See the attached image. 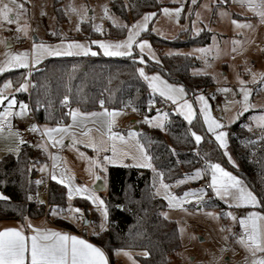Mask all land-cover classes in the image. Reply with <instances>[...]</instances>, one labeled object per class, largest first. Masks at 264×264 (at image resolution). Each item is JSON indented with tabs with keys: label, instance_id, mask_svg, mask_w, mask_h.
I'll use <instances>...</instances> for the list:
<instances>
[{
	"label": "trees",
	"instance_id": "16d2710c",
	"mask_svg": "<svg viewBox=\"0 0 264 264\" xmlns=\"http://www.w3.org/2000/svg\"><path fill=\"white\" fill-rule=\"evenodd\" d=\"M58 3L55 1V11L60 22L63 12ZM161 6L159 0H113L110 11L130 23L146 13L155 12L158 15ZM108 28V31L99 34L90 24H84L82 32L89 38L103 36L118 40L126 36L127 28L110 25ZM143 37L151 41L159 56L158 63L147 62L149 73L159 71L167 78L182 83L191 96L215 85L211 76L191 73L193 68L199 66L194 57L164 53L167 48L207 46L211 41L210 32L203 30L198 36H193L184 31L176 40L169 41L159 38L149 29L143 33ZM136 56H73L46 60L30 74L31 92L18 94L17 99L30 105L36 122L47 125H56L62 120L67 122V112L72 108L87 113L102 108L130 111L135 108L137 114L151 117L155 114V106L159 107L162 100L151 93L148 83L140 77L137 70L141 63L135 59ZM10 76L18 87L23 82L25 71H17ZM5 78L0 79V84ZM65 97L68 98L67 103L64 102ZM101 100L104 101L103 107L100 105ZM149 101H155L154 105L150 106ZM168 115L164 129L141 125L138 130L140 142L153 157L154 167L163 173L167 184L173 185L194 174L201 165L200 160L191 153L195 144L190 128L196 134L203 135L199 144L203 159L226 164L223 153L214 141L207 139L199 118L189 125L174 113ZM229 141L238 165V174L262 200L257 208L264 214V137L249 131L241 120L230 128ZM46 162V154L31 145L22 147L17 156L7 155L0 160V194L10 198L0 200V221H22L46 215L44 207L37 208L31 203L39 187L35 169ZM187 188L188 185L184 184L176 192L182 193ZM28 196L32 199H28ZM104 201L108 207V227L95 232L91 241L104 250L110 264H121L116 253L123 250L148 252V256L136 257L140 264H172L181 246L179 231L174 221L162 215L167 206L154 193L150 170L109 167L108 195ZM72 204L82 210L80 214L84 219L98 227L99 215L90 202L75 199ZM204 205L218 210L223 220L227 218L226 206L213 194H209ZM67 206L66 189L50 182L47 213L52 209L64 212ZM55 222L62 228L75 230L66 220L59 218Z\"/></svg>",
	"mask_w": 264,
	"mask_h": 264
},
{
	"label": "rangeland",
	"instance_id": "374dc122",
	"mask_svg": "<svg viewBox=\"0 0 264 264\" xmlns=\"http://www.w3.org/2000/svg\"><path fill=\"white\" fill-rule=\"evenodd\" d=\"M55 1L60 2L58 4L60 5V8L63 12V18L60 22L57 20ZM112 1L113 0H19V2L24 4V8L26 9L19 20V26H26L27 34H25L24 31H17L16 29L18 25L16 23L8 24L3 22L0 24V64H2L7 59L8 53L31 51L34 42H43L54 45L61 42L67 43L75 40L89 45L92 51L99 53L96 56L88 55L89 57H97L100 55L104 56L103 51L98 47V45H92L90 44V41L106 40L118 42L126 39L127 32L124 38L118 40L105 38L103 36L89 38L86 37V35H83L82 29L84 24H90L95 32H97L95 30L96 26L101 27L102 31L97 33L103 34L105 30L108 31L109 25L113 27H121L120 25L131 26L136 22L133 21L127 23L121 18L113 15L110 11V5ZM4 2H9V0H4ZM159 2L162 4L159 14L150 19L147 30L142 32L141 36L137 38V41L140 39H147L150 42L156 59H153L151 56H149L146 50L144 53L145 63L140 64L139 68L143 67L145 69V73L148 75L158 74L162 80L167 81L169 84L183 86L186 95L178 100L176 104H173L171 101L160 97L158 93H153L151 88L150 91L154 96L160 98L162 102H167L169 105H171L174 108L173 113L182 119H184V116L181 114L179 105L185 100L190 103L194 110V118L192 122L199 118L204 127L207 139L214 141L223 155L225 152H227L231 156V161H229L228 157L224 155V161L226 164H219L226 171L237 176L242 181L243 186L252 191L238 174V165L230 147L229 130L237 122L243 120L246 123L247 129H251L249 131L257 133L260 137H264V128L259 127L257 124V121H259L260 117L264 116V82H262L260 75L261 73H264V23H260L259 17L253 11L249 10L246 5H241L238 2H234V0H195V2H193V0H159ZM70 5L75 6L80 10L87 8V18L81 22L77 14L69 10ZM104 5L107 6L108 14L114 18L115 23L113 20L104 16ZM164 8H168L170 10L181 8L182 11L179 17H177L174 11L168 15L164 14L162 11ZM92 17H95V19L93 20ZM141 18L137 21L141 20ZM233 20L238 21L240 24L250 23L252 27L238 28L232 23ZM77 28L79 30H77ZM149 29H151V31L159 38L169 41L176 40L184 31L190 32L193 36H198L203 30L210 32L211 41L207 46L167 48L165 49L164 53L167 55L184 54L194 57V59L197 60L199 66L193 68L191 73L193 75H209L213 79L215 85L204 91L196 93L194 96H191L188 94L185 86L182 83L167 78L159 71L149 73L147 71V62L149 61L151 63H157V60L159 61V56L154 50L151 41L148 38L143 37V33L147 32ZM53 33L56 34L53 35ZM22 40L26 41L27 45L16 46L15 43ZM234 41L238 43H234ZM198 49H205L206 51L201 52L198 51ZM233 49H235V51H233ZM132 51L133 55H137L139 53V49L135 45ZM63 57L73 56H49L43 58L40 63L30 66L29 69L13 68L0 73V79L7 76L1 82L0 88H3L6 82L11 81V87L6 90L5 95H8L9 98L14 95L18 102L26 103L24 101H19L17 97L18 94L29 93L30 86H32L30 73L38 69L46 60ZM127 57L128 56H114L109 58ZM247 69H251V71H248ZM17 71H25V76L23 78V82L21 83H27V91H16L19 86L16 87L14 85L10 75ZM253 72L257 74L255 83L252 82ZM240 79H243L247 82L244 87L250 88L252 90L249 99V103L252 105V107L237 117V112L241 111V105L240 103L236 102L242 100V94L239 92ZM222 88H228L230 91L222 92L220 90ZM200 95H203L206 98L211 116L224 125V127L222 129H218V131L222 130L228 134L226 137V149L219 146V142L215 140L214 135L208 131L207 125L204 123V116L200 111L201 103L198 100ZM6 104L7 101H5L3 106H0V111L4 110ZM28 106L30 109L28 115L25 117H11L12 129L9 130L7 124H5L4 130L0 131V160L7 155H19L22 145L19 146V151L17 152V139L14 135L15 132H19L20 136L25 135L30 137L32 135H36L37 137H41L39 132L29 131L31 125L34 122H32L31 118L32 110L29 104ZM155 109H158V105L155 106ZM14 111H19L18 104L14 107ZM129 111L130 110H128V112ZM128 112H119L120 115L116 117V124L114 125V127L117 129L116 133L124 136L127 143L121 142L119 140L115 141V143L119 151H128L132 154H137L136 141L135 139H130L128 137V133L130 131L138 133L134 128H139L141 125H147L149 127L152 126L144 122V118L148 116H143V119L139 120L138 114L136 112ZM155 116H157V113L148 118H153ZM133 120H135V122H133ZM184 121L186 120L184 119ZM166 122L167 120L165 121V125ZM186 122L189 125L192 124V122L191 124L188 121ZM200 136L203 139V135L201 134ZM136 139H139V135L136 137ZM37 141V143L42 142L41 138ZM103 142L105 147L108 149L107 151L97 152L92 148L91 152H87L80 147H75L74 144H66L65 141H63V144L59 145V147L63 151L65 168L69 170L70 173L78 175L80 179H83V175L87 174L88 166H90L92 171L102 177L103 183L106 184V190L103 192H95L97 196L105 199V197L108 195V168L126 167L125 165H131L133 162L130 158H125L123 163L106 164V162H103V157L112 155V141L106 140ZM37 143L34 144L33 147H36ZM38 149L46 154L47 159L50 158V154L53 152L49 145L47 146V151H44L41 148ZM93 160L103 162L104 166L107 167V172L102 171L99 167L92 168L91 161ZM44 166H47L48 170L50 164L46 162L45 164H42L38 167L40 174L42 175L47 171L40 170ZM128 167L139 168L135 166ZM139 169L150 170L152 186L153 181L155 180L156 186L159 187V177L156 175V173L147 168ZM198 169L202 170L201 178L196 180L189 179L182 184H178L177 182L173 185L168 184L170 185L169 191L172 194L180 197L185 191L199 189L197 187V183L204 182L202 165H200ZM208 175L210 181L211 171L208 173ZM83 183L85 184V182ZM164 183L166 182L164 181ZM184 184L188 185V188L182 193H177L176 189ZM153 189L156 195V187H153ZM160 192L161 194L156 196L163 199L164 190L160 189ZM205 193L206 194L199 203L195 199L189 198L190 202L185 203L183 208H169L167 201L163 199L167 206L163 213L166 212L168 214L167 219L174 221L177 224L178 231L181 227L185 229L183 235H181L179 232L181 246L180 250L173 257L172 264H213L214 255L216 257H220L222 255V259L219 260V264H244V257L247 255L246 251L241 245L234 241L231 233L227 231L228 227H231V231L233 232L234 222L229 217L223 220L218 210L207 208L204 203L211 193L217 200L226 206L228 211H232L238 217L246 216L249 211L259 212L262 215L264 214L257 208V206H243L241 208L229 207V205L226 204L223 199L216 196L212 189L210 192L205 190ZM70 207L73 209L76 208L72 204H68L66 212L64 213V217L67 220L76 222L77 219H73V216L77 214L70 212ZM96 211L99 215L98 227L92 224L88 226L89 229L94 232L101 231L100 224L103 222L101 212L99 210ZM208 213H212L213 215H208ZM107 227L108 220L106 222V229ZM221 229H225V231H221ZM225 237H227V240L224 239ZM221 248L226 249V251L221 253ZM233 249L235 250V255H233ZM125 252L130 253L131 258L125 255ZM144 252L145 251L123 250L118 253V256L119 258H122L123 264H140L136 257L144 256Z\"/></svg>",
	"mask_w": 264,
	"mask_h": 264
},
{
	"label": "snow or ice",
	"instance_id": "6c2138e0",
	"mask_svg": "<svg viewBox=\"0 0 264 264\" xmlns=\"http://www.w3.org/2000/svg\"><path fill=\"white\" fill-rule=\"evenodd\" d=\"M193 2H195V0H193ZM234 2L246 5L249 10L253 11L259 17L260 23H264V0H234ZM103 8L104 16L113 20L115 23L114 18L108 14L107 6L104 5ZM69 10L76 13L81 22L87 18V8L80 10L75 6L70 5ZM25 11L26 9L24 8V4L19 2V0H9V2L0 0V24L3 22L8 24L16 23L18 25L16 30L24 31L25 34H27L26 26H19V20ZM162 11L166 15L171 14V12L174 11L175 15L179 17L182 9L176 8L174 10H170L168 8H164ZM155 15V12L146 13L143 15L141 20L136 21L131 26L120 25L123 28H127L126 39L118 42L92 40L90 41V44L98 45V47L103 51V55L109 57H132V50L135 45L139 49V53L135 59H139L141 64L145 63L144 53L146 50L149 56L156 59L155 53L153 52L150 42L147 39H140L137 41V38L141 36V33L147 30L148 22ZM92 19L94 20L95 17H92ZM232 23L238 28L252 27L250 23L240 24L236 20H233ZM77 30L79 29L77 28ZM95 30L97 32L102 31L99 26H96ZM55 34L56 33H53V35ZM234 43L238 42L234 41ZM198 51L204 52L206 50L198 49ZM233 51H235V49H233ZM98 54V52L92 51L89 45L75 40L67 43L61 42L54 45L43 42H34L31 51L8 53L7 59L0 64V73L13 68L29 69L30 66L40 63L43 58L49 56H96ZM158 62L159 61L157 60V63ZM247 70L251 71V69ZM137 71L139 72L140 77L148 82V87L152 89L153 93H158L160 97L171 101L173 104H176L178 100L186 95L183 86L169 84L167 81L162 80L158 74L148 75L145 73V69L143 67L139 68ZM260 75L262 82H264V73H261ZM256 77L257 74L253 72V83L256 82ZM246 83L247 82L243 79L239 80V92L242 94V100L236 102L241 105V111L237 112V117L252 107L249 103L252 90L244 87ZM10 87L11 81H8L4 84L3 88H0V106H3L5 101H7L4 110L0 111V131L4 130L5 124H7L9 130L12 129L11 117H25L30 111L28 104L18 102L14 95H12L11 98H9L8 95H5L6 90ZM220 90L222 92L230 91L228 88H222ZM16 91H27V83H21ZM198 100L201 103L200 111L203 113L204 123L207 125L208 131L214 135L215 140L219 142V146L226 149V137L228 134L222 130L218 131V129H222L224 125L211 116L209 112V105L203 95H200ZM64 102H68L67 97H65ZM154 103L155 101H149L150 106L154 105ZM17 104L19 106L18 112L14 111V107ZM100 105L103 107V100L100 101ZM179 109L181 114L184 116V119L191 124L194 118L192 105L185 100L179 105ZM133 111H137V109L134 108ZM67 115L72 119L71 125H62L60 122H57L55 127L44 126L43 128H40L35 123L31 125L29 131L39 132L41 136L42 142L38 143L36 147L47 151L48 142H51L53 147L62 145L65 135H71L73 137L74 144L79 143L80 141L75 139V133L72 132L71 129L73 127H80L88 118H102V126L106 128V135L108 139L112 141V155L104 156L103 162H106V164H117L123 163L125 158H130L133 163L131 165H125L126 167L135 166L139 168L151 169L159 177V187L156 186V181H153V187H156V195H160V189H163V199L167 201L169 208H183L185 203L190 202L189 198L195 199L199 203L206 194L205 189L203 188L185 191L180 197L172 194L169 191L170 185L164 183L163 173L157 172L152 163L153 157L147 153L144 144L140 143L139 139H136L138 133L134 131H130L128 133V137L130 139H135L137 154H132L128 151H119L116 147L115 141L119 140L127 143L124 136L112 131L113 126L116 124V117L120 115L119 112L104 109L103 112L82 113L78 109H69ZM167 117V112L161 113L157 110V116L153 118L145 117L144 122L150 124L154 128L163 129ZM257 124L259 127L264 128V116L260 117ZM90 131L91 129H88V131L83 132L82 134L88 135V132ZM14 135L17 139L16 151L18 152L19 146L26 144L27 141L20 136L19 132H15ZM191 135L194 137L197 144L201 142L202 137L200 135L195 132H192ZM44 137L47 138V141H44ZM87 146L93 148L97 152L108 150L103 141L97 143L94 140H90ZM224 155L228 157L229 161H231V156L227 152H225ZM53 159L58 161L60 158L58 156H54ZM103 162L96 160L91 161L92 168L99 167L102 171L107 172V167L104 166ZM57 168L58 165L53 164V170L50 178L67 189V197L69 199H72L74 195H78L84 197L88 201H91V203L94 204L97 207V210H99L102 214L103 222L100 224L101 231L106 230L108 207L104 199L96 195L95 189H89L84 185H75L73 183L74 177L72 175H69L67 171L63 169L57 172ZM40 170L46 171L47 166L42 167ZM92 175L95 180L102 179V177L96 175L95 172H93ZM201 177L202 170L197 169L194 174L186 176L184 179L177 181V183L182 184L186 180H196ZM37 183H42V181H37ZM209 187L215 192L216 196L223 199L229 207H256L262 203V200L258 199L256 194L243 186L242 181L237 176L226 171L219 163L211 164V180ZM27 198L32 199L31 196H28ZM8 199L10 198L0 194V200L6 201ZM40 202L43 203V201ZM117 207L120 206L117 205ZM52 211L53 214H55L56 210L53 209ZM69 211L75 214H80L82 212L80 208L73 209L71 207L69 208ZM162 215L165 218H168V214L166 212L162 213ZM208 215L213 214L208 213ZM225 215L234 223H238L242 229V232L239 234L232 232L231 227H228L227 231L235 237L236 243L241 245L246 251L247 255L244 257V264H264V215L255 211H249L246 216L241 217H238L232 211L226 212ZM78 218L80 217L76 215L73 216V219ZM27 227L31 229V234L29 235L25 234L23 225L20 228H5L3 231H0V264H108V259L104 250L87 240L68 233L54 231L52 229L33 227L30 222L27 223ZM221 231H225V229H221ZM179 232L183 235L185 229L181 227L179 228ZM224 239L227 240V237ZM220 251L223 253L226 249L221 248ZM232 251L233 255H235V250L233 249ZM124 254L131 258L130 253L125 252ZM143 255L148 256L149 254L148 252H144ZM221 259L222 255L220 257H216L214 255L213 264H219V260Z\"/></svg>",
	"mask_w": 264,
	"mask_h": 264
},
{
	"label": "crops",
	"instance_id": "0c3cea01",
	"mask_svg": "<svg viewBox=\"0 0 264 264\" xmlns=\"http://www.w3.org/2000/svg\"><path fill=\"white\" fill-rule=\"evenodd\" d=\"M31 90H32V86H30L29 93L31 92ZM72 109H78L82 113H87V112L82 111L79 108H72ZM104 109H107L108 111L125 112V113L128 112V110H123V109H108V108H102V109H100L97 112H103ZM129 112H131V111H129ZM31 118H32V122L36 123V125L38 127H40V128H43L44 126H48V127H55L56 126V125L39 124L38 122L35 121L34 116H33L32 113H31ZM101 121H102V118H88L84 122V124L81 125L80 127H73L71 129V131L75 133V139L77 141H80L79 143H75L74 144L73 143V137L71 135H65L64 141L66 142V144H70L71 143V144H74L75 147H80V148L86 150L87 152H91L92 151V148L87 146V144L89 143L90 140H94L97 143H99L101 141L109 140L108 137H107V135H106V131L107 130H106V128H104L102 126ZM133 122H135V120H133ZM71 124H72V119L69 116L66 125H71ZM88 129H91V131L88 132V135H83L82 133L88 131ZM134 129L138 132L137 129H139V128L138 127H135ZM116 130L117 129L113 126L112 131L113 132H116ZM32 136H36V135H32ZM22 137H24V135ZM40 138L41 137H38V139H40ZM44 140L47 141V138L44 137ZM37 142H27L26 144L22 145V147H24L25 145H31V146H33ZM48 145H49V147L53 151L52 154H50L51 155L50 158L47 159V163H49L50 166H49L48 170L43 173V175L40 174V171H39L38 167L35 169L36 172H37V179H38V181H42V183L45 182V181L57 183L56 181H53L50 178L51 172L53 170V164H57L58 165V168L56 169V171L59 172L61 169L66 170L69 175H72L74 177L73 183L75 185H84V186H87L89 189H93V187L96 184V181L97 180H95L94 176L92 175V173L94 171L91 170L90 166H88L87 174H84L83 175V179H80V177L78 175H74L73 173H70L69 170H67L65 168V165H64V160L65 159L63 158L64 157L63 156V151L59 147V145H57L55 148L52 146L51 142H48ZM58 149L61 150V153H58L57 152ZM54 156H58L60 159L58 161L57 160H54L53 159ZM52 159H53V161H52ZM82 180H84V181H82ZM83 182H85V184ZM42 183H39V185L42 184ZM59 185H61V184H59ZM104 185H106V184H104ZM61 186H63V185H61ZM91 186H92V188H91ZM66 193H67V189H66ZM75 199H84V200H87V199H85L82 196L74 195L72 199H69L67 197L68 204H72V202ZM88 202L91 203V201H88ZM91 205H92L93 209L97 210L96 209L97 207L94 204L91 203ZM48 209H49V207H48ZM48 209H45L46 210V215L44 217H41V218H34V219L25 218L22 221H0V231H3L5 228H20L23 225L24 226L25 234L26 235H29V234H31V229H29L27 227V223L30 222L33 225V227L42 228V229H52L54 231H60L62 233H68L70 235L78 236V237H80V238H82L84 240H87L88 242L94 244L91 241V236H93L95 234V232L89 229V227H88L90 225V223H88L89 221L87 219H84V217H82L81 214H77L76 215V216H78L80 218H78L77 221L75 222V221L67 220L64 217V213L66 211L59 212V211L56 210L55 211V214H53V211H52L53 209L49 213H47L48 212ZM59 218L60 219H63V220H66L69 223H71L75 227V230H69V229L62 228L61 226H58L55 221H56V219H59ZM86 227H88V228H86ZM84 228L87 229V234L86 235H82V230ZM119 252L120 251H118L116 253V258H117L118 261L121 262V264H123L122 258H119V256H118V253ZM106 256H107V254H106ZM107 259H108V264H110V260H109L108 256H107Z\"/></svg>",
	"mask_w": 264,
	"mask_h": 264
},
{
	"label": "built area",
	"instance_id": "2783aa9c",
	"mask_svg": "<svg viewBox=\"0 0 264 264\" xmlns=\"http://www.w3.org/2000/svg\"><path fill=\"white\" fill-rule=\"evenodd\" d=\"M15 44H16V46H26L27 42L22 40V41L16 42ZM157 110H159L161 113L167 112L168 114H172L174 112V108L171 105H169L167 102H162L159 105ZM157 110L155 111V113H157ZM143 116H146V115L138 114V119L139 120L143 119ZM60 123L62 125H66L67 122L62 120V121H60ZM189 131H190V133L193 132V130L191 128H190ZM23 139L25 141H27V142H36L38 140V137H36V136H30L29 137V136H25L24 135ZM192 139H193V141H194V143L196 145H195V148L191 151V153H193L194 156L197 159L200 160V163H201V165L203 167V176H204V182L203 183L198 182V186L197 187L199 189L203 188L206 191H211V188L209 187L210 181H209L208 173L211 171V164L212 163L206 162V161H204V159H202L203 158V152L200 150L199 144H197L195 142V139H194L193 136H192ZM57 152L61 153V150L58 149ZM49 186H50V182L49 181H45V182H43L42 184L39 185V187L37 189V193H36L34 199L31 202L37 208L44 207L45 209H48V207H49ZM40 201H43V203H41ZM233 232L237 233V234L242 232V229L240 228L238 223H234ZM86 234H87V229L84 228L82 230V235H86ZM233 238H234V241L236 242V239H235L234 236H233Z\"/></svg>",
	"mask_w": 264,
	"mask_h": 264
},
{
	"label": "water",
	"instance_id": "95a60500",
	"mask_svg": "<svg viewBox=\"0 0 264 264\" xmlns=\"http://www.w3.org/2000/svg\"><path fill=\"white\" fill-rule=\"evenodd\" d=\"M139 130V129H137ZM93 189H95L96 192H103L106 190V186L104 185L102 179L97 180V183L94 185Z\"/></svg>",
	"mask_w": 264,
	"mask_h": 264
}]
</instances>
